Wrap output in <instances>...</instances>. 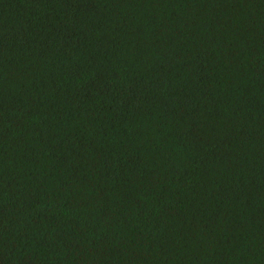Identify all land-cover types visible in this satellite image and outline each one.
I'll use <instances>...</instances> for the list:
<instances>
[{"label":"trees","instance_id":"obj_1","mask_svg":"<svg viewBox=\"0 0 264 264\" xmlns=\"http://www.w3.org/2000/svg\"><path fill=\"white\" fill-rule=\"evenodd\" d=\"M0 264H264V0H0Z\"/></svg>","mask_w":264,"mask_h":264}]
</instances>
